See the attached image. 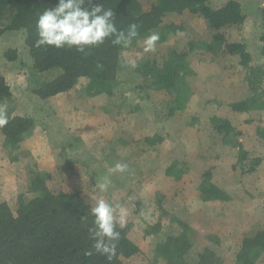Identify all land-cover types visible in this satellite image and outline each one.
Masks as SVG:
<instances>
[{
	"label": "trees",
	"instance_id": "16d2710c",
	"mask_svg": "<svg viewBox=\"0 0 264 264\" xmlns=\"http://www.w3.org/2000/svg\"><path fill=\"white\" fill-rule=\"evenodd\" d=\"M253 1L257 5L259 0ZM56 2L0 0V34L21 32L23 47L36 71L60 70L65 75L63 86L57 85L62 91L72 89L79 76L90 78L101 95L94 109L100 127L108 132V122H114L111 139L127 145L130 156L138 157L148 149L158 148L164 140L170 142L162 150L161 166L148 172L162 169L166 179L161 190L164 202L175 196L183 169L197 177L201 200L216 204L230 200L237 193L217 186L212 181L214 178H226L231 184L242 186V181L264 174V62L256 65L258 93L253 87L225 81L233 67L226 62L227 58L236 56L241 65L251 61L243 40V25L249 13L240 0H98L105 8L113 9L118 29L137 23L139 35L155 28L166 35H188L184 49L167 47L163 41H157L155 52L145 53L141 43L135 60L137 67L129 65L132 70L127 71L121 59V46L113 45L110 40L85 53L74 48L37 47L38 15ZM196 15L205 19L201 30L193 27ZM256 15L264 25V7L257 8ZM195 55H206L217 64L218 70L205 78L183 72ZM137 85L141 120L166 126L168 131L137 135L117 120L122 106L134 109L118 97ZM188 93L197 96L196 113L191 116L196 137L193 148H187L174 131L180 120L176 115L185 107ZM11 95L0 71V102ZM238 114L247 116L239 119ZM32 125L29 117L8 116V123L0 127L4 143L20 144ZM67 169L66 161L60 156L52 166L39 170L25 168V189L5 192L0 202V264H123L122 257L135 253L137 246L129 233L136 207L123 204L109 194L102 198L124 207L127 225L118 229L121 239L111 262L94 251L89 239V229L93 226L89 208L101 197L94 184L81 191H64L63 174ZM25 193H33L34 197L25 202ZM174 218L181 232L167 234L157 245L164 254L165 264H226L224 251L218 252L212 241L201 249L188 242L189 225ZM263 226L260 220L247 225L235 254L236 264L264 262ZM88 251L93 254L85 255Z\"/></svg>",
	"mask_w": 264,
	"mask_h": 264
},
{
	"label": "rangeland",
	"instance_id": "374dc122",
	"mask_svg": "<svg viewBox=\"0 0 264 264\" xmlns=\"http://www.w3.org/2000/svg\"><path fill=\"white\" fill-rule=\"evenodd\" d=\"M240 1L249 13V19L243 25V40L251 61L241 65L236 56L227 58L226 62L233 67L225 75V81L253 87L258 93L260 81L256 65L264 62V25L256 11L264 7V0H259L257 5L253 0ZM192 24L196 30H201L205 19L196 15ZM152 32L159 33L158 41H163L167 47L186 48L187 34L166 35L160 28L152 29L135 38L130 46H121L120 54L127 66L126 71L132 70L129 65L138 59L139 45ZM217 70V64L206 55L193 56L183 68V72L202 78ZM0 71L12 94L3 101L8 105V116H26L33 124L20 144L4 143L5 139L0 134V202L4 200L6 191L25 189V168L39 170L52 166L59 156L68 166L62 182L66 192L81 191L95 185L115 163H127L129 172L112 174L107 192L96 191L99 197L109 194L123 204L136 207L129 234L137 250L127 258L122 257L123 264H165L164 254L157 245L167 234L181 232L174 217L189 225L190 229L186 231L188 242L201 249L212 241L218 252L224 251V263L236 264L235 254L247 225L252 220L264 222V174L251 181H242V186L231 184L226 178H214L212 181L217 186L237 193L230 200L216 204L201 200L197 177L188 169H183L175 196L164 202L161 190L166 185V179L162 169L148 172L159 167L162 150L170 146V142L164 140L158 148L148 149L138 157L130 156L127 145L111 139L116 127L114 122H108V132L100 127L94 109L101 95L97 94V85L90 78L79 76L72 89H58L60 83L63 86L65 75L60 70L36 71L28 51L23 47L21 32L0 34ZM119 98L134 108L121 107L117 120L123 127H128L137 135L168 131L166 126L141 120L138 112L139 85L132 86ZM196 103V94L188 93L185 107L176 115L180 120L174 131L187 148L196 146L191 117L196 113ZM246 116L238 114L239 119ZM32 197L33 193H25L23 199L29 202Z\"/></svg>",
	"mask_w": 264,
	"mask_h": 264
},
{
	"label": "clouds",
	"instance_id": "9594fccd",
	"mask_svg": "<svg viewBox=\"0 0 264 264\" xmlns=\"http://www.w3.org/2000/svg\"><path fill=\"white\" fill-rule=\"evenodd\" d=\"M115 12L105 8L98 0H57L53 7L45 8L36 20L38 39L36 46H51L56 49H75L85 53L110 40L113 45L128 47L139 36L137 23H130L127 29H118L115 22ZM159 33L152 32L143 38V51L155 52ZM131 67H137L133 60ZM8 123V105L0 102V127ZM127 163L117 162L107 169L101 181L95 184L100 193L107 192L114 173L129 172ZM92 216V227L89 229V239L92 248L109 262L116 255V249L121 239V232L127 225V214L120 204H113L104 198H97L89 208ZM92 251L85 253L91 256Z\"/></svg>",
	"mask_w": 264,
	"mask_h": 264
}]
</instances>
